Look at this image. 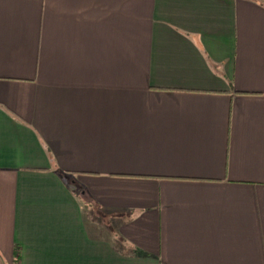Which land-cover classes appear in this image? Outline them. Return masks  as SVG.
<instances>
[{"label":"crops","instance_id":"0c3cea01","mask_svg":"<svg viewBox=\"0 0 264 264\" xmlns=\"http://www.w3.org/2000/svg\"><path fill=\"white\" fill-rule=\"evenodd\" d=\"M0 264H264V0H0Z\"/></svg>","mask_w":264,"mask_h":264}]
</instances>
